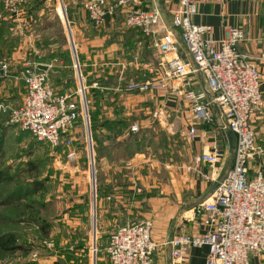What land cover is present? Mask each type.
<instances>
[{"label": "crops", "instance_id": "1", "mask_svg": "<svg viewBox=\"0 0 264 264\" xmlns=\"http://www.w3.org/2000/svg\"><path fill=\"white\" fill-rule=\"evenodd\" d=\"M38 1L30 0L19 21L11 20L3 12H0V19L13 24H33V15L28 9L35 2L38 4ZM126 1V5L119 7L114 16H107L105 25L101 28L94 27L90 21L84 8L85 0H64L63 4L75 39L77 60L84 68H81V72L87 95L91 96V112L96 117L93 139L100 142L101 148L95 156L96 164L99 161L101 166L92 175L94 178H91L92 217L94 206L95 215H99L101 219L107 218L110 210L116 218L120 217L121 212V219L115 222H120L122 227L132 223L130 219L134 203L135 208L145 210L137 213L138 217L146 218L140 217L139 222L151 219L154 223L152 239L158 245L154 264H175L172 247L167 244L173 237L180 234L206 235L215 228L216 222L200 207L213 195L210 192L215 183H220L232 169L236 141L231 132L232 139L228 138V131L223 128L224 120L216 105H212L211 124L195 119L190 103L175 94L180 87L177 80L170 82L167 89L156 92L121 91L132 81L151 82L165 77L175 55L161 54L153 43L155 39L160 40L168 33H172L176 39L177 55L185 63L193 64L188 49L181 40L180 31L172 25L167 13L177 0H162L169 25L164 23L166 30L159 29L153 37H147L141 29L129 27L125 19L127 13L134 10L150 11L156 8L155 1ZM40 7L37 5L38 11ZM193 21L211 26L214 41L223 39L230 30H243L246 39L239 45V51L259 68L263 77V104L261 110L254 114L252 122L258 134L257 144L263 150L249 164V176L255 178L260 172L264 173V0L199 3ZM65 28L67 32V27ZM67 50L50 62L34 63L49 67L46 73L50 83L61 94L74 93L78 87L76 73L74 77L68 75V79L59 75L60 69L69 68L64 65L65 62L74 61L72 50ZM186 80L193 90H207V82L202 73H192ZM207 98L211 100L212 94L207 92ZM106 120L110 123L103 126ZM120 120L126 124V129L124 135L115 141L114 133L108 126ZM133 125L139 127L137 133L131 132ZM192 127L196 128L195 138L182 141ZM133 134L139 135L140 140L147 139L150 144L156 140V136H159V140L165 137L166 147L163 149L158 143L155 148L160 146L164 151L150 154L147 151L151 146L147 142L144 152H135L125 157V147L117 143ZM182 135L185 138L181 140ZM214 144L222 150L223 156L213 178L208 180L203 177L211 174L208 165H202L200 174L187 172L186 166L193 162V158L204 151H211ZM119 151L123 153L119 154ZM137 191L153 195L149 198L146 195V199L138 196L132 200V195L136 197ZM146 200L148 210L145 209ZM79 202L80 205L76 207L80 209L88 206L84 196ZM208 252L207 246L192 248L184 264H207ZM250 264H264V255H252Z\"/></svg>", "mask_w": 264, "mask_h": 264}, {"label": "built area", "instance_id": "2", "mask_svg": "<svg viewBox=\"0 0 264 264\" xmlns=\"http://www.w3.org/2000/svg\"><path fill=\"white\" fill-rule=\"evenodd\" d=\"M210 1L222 0H177L167 12L172 25L180 31L193 64L185 63L177 55L176 39L168 33L153 43L161 54L175 55L165 77L151 82L132 81L121 91L156 92L167 89L170 82L177 80L180 87L175 94L190 103L196 120L208 124L213 122L212 105H216L224 120L223 128L234 135L236 146L232 169L200 207L216 222L215 228L206 235L180 234L167 244L172 247L175 264H184L189 251L202 246L209 249L207 264H250L252 255H264V173L260 172L255 178L249 176L250 161L263 152L257 144L258 134L252 123L254 114L263 104V77L259 68L239 51V45L246 39L243 30H230L223 39L214 41L211 26L193 21L197 5ZM29 2L0 0V6L11 20L19 21ZM126 3V0H85L84 8L94 27L101 28L107 16H114ZM125 23L141 29L147 37L155 36L159 29L166 30L157 8L129 12ZM75 69L77 90L61 94L53 88L46 72L38 70L35 64L28 65L22 71L25 94L21 104L0 103V117L8 113L11 123L31 133L37 141L53 149L67 148L68 160L77 155L73 146L78 123L83 120L87 130L90 128L87 91L79 63L75 64ZM192 73L205 76L206 91L190 88L186 77ZM207 92L212 94L211 100ZM131 131L138 132L139 127L133 125ZM185 136L193 140L196 128H190ZM222 156V150L214 144L211 151L196 155L186 170L200 174L202 165H208L211 174L203 177L211 180ZM153 227V221L144 220L118 228L106 246L111 264H154L158 245L152 239Z\"/></svg>", "mask_w": 264, "mask_h": 264}, {"label": "rangeland", "instance_id": "3", "mask_svg": "<svg viewBox=\"0 0 264 264\" xmlns=\"http://www.w3.org/2000/svg\"><path fill=\"white\" fill-rule=\"evenodd\" d=\"M61 1L44 0L39 11L35 2L28 9L33 15V24L24 22L23 25L21 23L4 25L0 19L2 74L0 103H10L14 106L21 104L25 94L22 71L26 66L36 62H50L54 58H59L66 49L68 52L69 49L77 52L73 33H70V37L69 32H66L62 16V5L65 2ZM39 3L40 1L38 5ZM63 7L65 9L64 5ZM75 59L76 57L74 61L64 63L69 68L60 69L59 75L64 79H68V75L74 77ZM86 97L88 111H91V96L86 93ZM74 138L73 149L77 155L75 159L68 160L67 148L53 149L48 144L37 141L31 133L11 123L8 113L0 117V170L4 169L8 175L0 186L2 200L17 187L30 185L32 187L37 181L43 182L46 186L45 191L41 193L25 196L22 201L0 207V233L17 232L25 247L17 251L0 250V264L30 261L39 264H92L93 257L96 264H111L106 252V244L116 229L121 227L120 222H115L121 219V212H119L120 217L116 218L112 216L110 210L107 218L101 219L97 215L93 221L91 205L93 179L91 178L92 171L95 172L101 166L99 161L97 164L95 162L96 152L101 150L100 142L93 139L95 134L93 135L91 121L87 130L85 122L81 120ZM158 138L159 136H156V140L151 141L152 144L147 139L141 140L140 151L144 152L147 142L151 146L148 153L164 151L166 138L162 137L160 140ZM184 138L182 135L181 140ZM158 143L163 149L160 146L155 148ZM91 150L94 157L93 165H91ZM137 150V145L132 142L129 150L118 153H123L126 157ZM146 195L149 198L153 193L145 194L137 191V196L132 195V200L138 196H144L146 199ZM82 196L85 197L88 206L80 209L76 205H80ZM147 200L145 209L148 210ZM140 210V207L135 208L132 203L130 224L138 223L140 217L146 219L145 216L138 217L137 213ZM33 220H35L34 224ZM41 227L46 228L45 234L40 230ZM94 249L97 251L94 252Z\"/></svg>", "mask_w": 264, "mask_h": 264}, {"label": "trees", "instance_id": "4", "mask_svg": "<svg viewBox=\"0 0 264 264\" xmlns=\"http://www.w3.org/2000/svg\"><path fill=\"white\" fill-rule=\"evenodd\" d=\"M40 3L39 5L41 6V4L43 3L44 0H39ZM38 5V4H37ZM36 5V6H37ZM1 7V6H0ZM1 12H3L5 15H7L4 11L3 8L1 7ZM4 22V25H7L6 23L12 24L14 25L12 22L9 21H2ZM1 72H0V81L2 79L1 77ZM89 116H90V121H91V128L93 133L95 132L96 129V122H95V115L92 114V112L89 110ZM109 121H105L103 123V126L107 125ZM116 123H113L112 125L108 126L110 128V131L114 133L115 136V141H117V139L121 136L124 135V130L126 129V124L120 120V122L115 121ZM110 123V122H109ZM139 141V144H138ZM132 142H134L137 145L138 150L136 152H139V145H141V140L139 135H131V136H127L125 138H123L122 140H120L117 144L119 145H123L125 147V151L132 146ZM133 155V154H132ZM7 170V169H6ZM32 170V169H31ZM8 175H7V171H4V169L0 170V186L2 185V183H4L7 179ZM31 186V185H30ZM30 186H26V187H17L16 189L12 190L9 195L2 200L1 198V193H0V207H7L9 205H11L13 202H19L22 201L25 196H30V195H34V194H38L41 193L43 191H45L46 186L43 184V182H34L32 184V187ZM31 188V189H30ZM33 219V217L31 218ZM33 224L35 222V220L32 221ZM40 230L42 231V233L45 234V227H41ZM21 238L20 235L17 232H13V231H5L0 233V250L3 251H17V250H21L24 249V244L21 243ZM19 264H39L38 262H21Z\"/></svg>", "mask_w": 264, "mask_h": 264}, {"label": "water", "instance_id": "5", "mask_svg": "<svg viewBox=\"0 0 264 264\" xmlns=\"http://www.w3.org/2000/svg\"><path fill=\"white\" fill-rule=\"evenodd\" d=\"M59 1H61V0H59ZM154 1H155V4H156V8H157V10L160 12V15H161V18H162L163 22H164L166 25H169L168 16H167V14H166L164 8L162 7V0H154ZM61 2H62V1H61ZM61 2H60V3H61ZM61 5H62V3H61ZM62 16L64 17V21H65V25H66V27H67V31L69 32V35H70V37H71V34H70L71 31H70V28H69V23H68V19H67L66 11H65L63 5H62ZM73 55H74V57H76V59H75V64L77 65V64H78V60H77L76 50H74ZM37 69L40 70V71H42V72H47L48 69H49V67L46 66V65H42V64H40V65H37ZM226 130L228 131V132H227V134H228V138L232 139V138H231V133H230V131H229L228 129H226ZM89 137H90V141H91L92 138H91V134H90V133H89ZM231 152H233V151L231 150ZM90 157H91V165H93V164H94V157H93V152H92V150H91V156H90ZM93 174H94V172L92 171V175H93ZM93 176H94V175H93ZM93 176H92V178H94ZM218 186H219V183H215V185H214L213 189L211 190L210 194H212V193L218 188ZM210 194H209V195H210ZM93 196H94V200H95V197H96L95 186L93 187ZM93 213H94V217H93V221H94V219L96 218V215H95V213H96L95 206H94V208H93ZM94 237H95V236H94ZM94 246H95V245H94ZM92 264H96L95 257H93Z\"/></svg>", "mask_w": 264, "mask_h": 264}]
</instances>
